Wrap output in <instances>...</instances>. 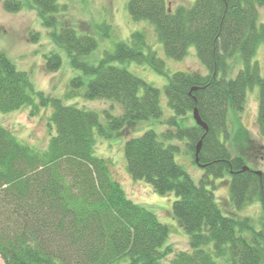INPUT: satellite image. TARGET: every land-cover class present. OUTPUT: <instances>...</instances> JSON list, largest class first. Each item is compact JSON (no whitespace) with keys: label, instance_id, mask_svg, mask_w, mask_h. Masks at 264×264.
I'll use <instances>...</instances> for the list:
<instances>
[{"label":"trees","instance_id":"trees-1","mask_svg":"<svg viewBox=\"0 0 264 264\" xmlns=\"http://www.w3.org/2000/svg\"><path fill=\"white\" fill-rule=\"evenodd\" d=\"M1 3L5 12L12 13L21 11L23 4L32 6L41 24L64 48L70 64L90 77L84 82L83 76H77L71 85H85L83 96L114 101L122 109L119 115L107 113L106 123L101 124L95 111L65 105L59 98L34 90L27 73L18 70L0 50V112L28 106L33 117L50 109L48 138L42 149L18 142L0 123L3 264H216L205 249L209 245L227 264H264V227L256 229L249 217L225 214L213 187H207L210 177L226 175L229 197L236 208L259 201L264 211V176L250 167L243 170L249 150L260 152L262 146L250 140L242 128L247 147L239 146L238 154L228 148V111L242 112L247 91L254 86L258 87L255 123L258 135L264 137V75L253 61L258 44L264 43V23L257 22L258 7L264 0H195L192 6L179 5L175 10L167 0L127 2L131 19L152 26L167 58L182 60L194 47L206 69L205 74L175 72L164 86L173 116L162 123L176 131L163 136L185 138L193 158L201 141L198 163L203 175L198 184L174 160L178 147L163 146L154 131L130 137L123 145L133 179L148 182L157 194L175 195L172 211L190 246V251L177 252L163 246L168 227L153 212L130 200L112 178L108 162L94 155L98 137L129 132L138 123L159 120L163 115L159 89L116 63L146 64L166 75L164 61L149 49L144 34L136 31L92 66L81 57L93 51L97 41L60 23L59 0ZM101 29L107 32L105 27ZM37 38V33L28 35V40ZM60 64L56 53L45 57L47 71L57 70ZM194 108L207 131L193 121Z\"/></svg>","mask_w":264,"mask_h":264},{"label":"rangeland","instance_id":"rangeland-1","mask_svg":"<svg viewBox=\"0 0 264 264\" xmlns=\"http://www.w3.org/2000/svg\"><path fill=\"white\" fill-rule=\"evenodd\" d=\"M2 1L0 0V50L6 54L18 70L27 73L34 90L59 98L65 105L95 111L101 124L106 123L107 113L119 115L122 112L120 106L114 101L88 99L83 96L85 85L79 87L71 85V80L77 76H83L84 82H87L90 77L84 76L79 68L70 64L64 48L53 39L50 34L52 31L41 24L36 10L32 6L27 7L23 4L22 10L19 12H5L1 5ZM127 2L128 0H59L61 10L58 13V18L60 23L73 26L77 34L91 35L96 39L95 49L81 57L82 61L92 66L97 65L106 53L113 52L117 43L128 41L131 34L136 31L144 34L149 49L164 61L166 75L158 74L146 64H138L133 61L123 65L116 63L159 89L163 115L159 120L142 121L134 129H129V132L115 133L109 138L98 137L94 145V155L104 158L108 162L112 178L120 184L130 200L153 212L159 221L168 227V237L163 246H171L175 252L190 251L188 235L179 225L172 211L175 195L172 192L165 195L157 194L148 182L133 179L127 170L123 145L130 137L141 135L147 130L154 131L163 146L173 144L178 147V151L173 153L174 160L185 169L192 181L198 184L202 178L203 169L194 163L192 151L187 146L186 139L163 136V133L167 131H176V127L162 123L173 116L171 108L167 105L164 86L168 82V77L175 72L195 71L205 74L206 69L199 61L194 47L188 49L186 57L182 60L167 58L152 26L146 21L136 22L131 19L127 10ZM167 2L171 10H175L179 5L190 7L195 0H167ZM257 12L258 24L264 23V4L258 7ZM102 26L107 29L105 34L101 29ZM29 33H37L38 38L28 40ZM51 53L58 54L61 59V64L55 71L45 69V57ZM253 61H257L260 74L264 75V43L258 44ZM237 70L236 68L235 72ZM257 106L258 87L254 86L247 91L246 104L242 112L235 113L229 109L230 140L228 148L233 154H238L239 146L247 147L246 141L244 142L240 133V129H246L250 140L262 146L260 152L249 150L246 166L254 171H259L264 176V137L258 135L256 128ZM29 108L24 106L9 113L0 112V123L17 138L18 142L42 149L47 143L46 123L50 109L41 110L37 116L31 117ZM178 122L181 123V119H178ZM187 122L191 124L192 119L188 117ZM234 144L237 146L235 147ZM209 181L211 183L207 187H213L215 200L225 214L249 217L253 220L256 229L264 227V211L259 201L238 209L232 204L229 197L228 176L210 177ZM205 249L211 253L216 264H227L225 258L212 253L211 245ZM0 264H3L1 258Z\"/></svg>","mask_w":264,"mask_h":264},{"label":"water","instance_id":"water-1","mask_svg":"<svg viewBox=\"0 0 264 264\" xmlns=\"http://www.w3.org/2000/svg\"><path fill=\"white\" fill-rule=\"evenodd\" d=\"M192 118H193V120H194L196 125L202 127L204 129V131H207V126L200 119L196 108H194L193 111H192ZM200 145H201V141L198 142V144L196 146V149H195V152H194V162L197 165H199V163H198V152H199V149H200ZM244 169H248V167L244 166L243 170ZM254 172L257 175L261 176V173L259 171H254Z\"/></svg>","mask_w":264,"mask_h":264}]
</instances>
